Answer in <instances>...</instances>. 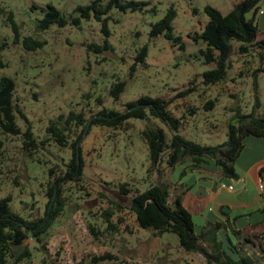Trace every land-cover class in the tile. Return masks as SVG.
<instances>
[{
  "label": "rangeland",
  "instance_id": "1",
  "mask_svg": "<svg viewBox=\"0 0 264 264\" xmlns=\"http://www.w3.org/2000/svg\"><path fill=\"white\" fill-rule=\"evenodd\" d=\"M146 1L142 9L112 7L107 12L112 48L93 50L87 44L102 43L106 37L101 31V21L93 16L81 18L78 25L60 26L53 22L46 29L36 26L48 3L64 14L75 15L78 14L75 6L90 0H0V76L14 78L15 100L26 116L17 114V122L22 130L29 125L38 140L34 156L40 162L27 155L22 143L24 135L0 130V197L10 195V206L24 217L44 214L47 186L62 174L71 154L72 140L81 132L80 124L64 121L70 110L83 112L88 118L104 106L123 110L128 100L143 94L158 95L170 100L169 108L175 115H184L181 134L213 145L227 139V123L235 122L239 113L264 114V53L261 57L260 48L241 52L237 49L239 42L233 40L225 78L208 84L202 72L214 64L206 63L199 54L205 43L191 37L208 19L204 5L227 12L238 0ZM169 6L176 12L173 30L181 36L183 47L162 34L150 35L151 23L162 17ZM259 9L263 13H256V20L260 21L258 38H264V0L259 2ZM27 35L40 44L24 43L23 37ZM143 44H147V55L143 62L137 63V49ZM134 62L137 64L131 67ZM118 79H125L126 84L114 100L109 88ZM209 98L214 99V105L207 109L204 104ZM51 120H60L68 127L65 146L46 138V125ZM148 122L163 126L169 135L166 127L151 117H130L116 127L93 124L82 133L81 178L62 183L64 205L41 240L34 237L27 240L31 254L20 257L15 250L7 264H42L45 254L67 264H217L202 252L184 250L174 232L157 234L139 226L128 207L132 190H143L150 184L165 185L170 200L179 195L192 204L197 203L199 192L211 197L216 187L225 182L211 161L191 165L190 158L185 157L181 163L169 166L164 152V158L153 164L141 134ZM260 164L257 160L250 167L256 170ZM184 168L185 174L179 178L178 173ZM235 168L239 173L248 172L237 161ZM200 176L211 178V188L202 186L206 180ZM122 182H128L132 189L129 193L119 191ZM205 189L209 191L205 193ZM256 194L252 183L244 187L236 185L233 190L222 188L218 199L238 197L231 203L238 208L237 213L233 210L224 222H235L234 214L247 212L248 203ZM208 210L198 203L196 211L203 214L191 210L195 222L202 223L209 216ZM211 211L218 213L215 206ZM235 223L240 230L236 238H249L245 251L264 264L261 235L264 221L258 226L251 223L238 226L237 220ZM205 244L212 252L210 242ZM106 254L111 257L98 259Z\"/></svg>",
  "mask_w": 264,
  "mask_h": 264
},
{
  "label": "trees",
  "instance_id": "2",
  "mask_svg": "<svg viewBox=\"0 0 264 264\" xmlns=\"http://www.w3.org/2000/svg\"><path fill=\"white\" fill-rule=\"evenodd\" d=\"M262 0H238L227 11L222 12L217 7L206 4L203 9L208 16L203 28L191 35L192 39L197 41L201 39L205 47L199 48V54L206 63H213L212 68L202 72L205 83H217L226 76L228 60L233 51V40L239 43L237 49L241 52H248L251 49L260 48L259 53L263 57L264 38H258L259 20H256L259 2ZM148 3L146 0H90L87 4H77L74 11L78 14H64L52 3L47 4L42 17L37 20L36 26L40 29H46L53 22L60 26L67 23L78 25L81 18L95 17L101 21V31L104 39L102 43L89 42L87 46L93 50L102 48H112L108 36L110 29L107 23V12L112 7L121 10L142 9L143 5ZM151 10L155 11L154 6ZM250 13V14H248ZM176 12L172 6H169L162 17L151 23L150 35L156 36L162 34L172 42L184 46L179 34L174 33L172 20ZM261 20V18H260ZM16 31L15 24L13 25ZM24 43H31L38 46L40 41L31 36L23 37ZM33 47L32 45H30ZM147 55V44H143L137 49L135 56L136 62H143ZM137 63H132V66ZM125 79H118L111 83L109 93L114 100L118 99L124 90ZM184 93V92H181ZM169 99L162 96H152L143 94L135 99L128 100L123 110L100 108L95 114L88 118L83 112L70 110L64 121L74 122L82 126L81 132L72 140L71 154L65 164L62 174L55 176L54 180L47 186L48 200L45 203L44 214L37 218H27L10 206V195L0 197V264H7L8 257L15 255L27 257L31 250L26 244L31 237L41 240L48 227L60 213L64 198L62 197V183L68 180L77 182L83 173L84 160L81 154L80 138L83 132H86L91 125L119 126L130 117L137 118H157L168 130L169 135L163 126L155 123L146 124L141 130V134L147 144L149 158L153 164L158 163L164 158L169 166L181 163L185 157H189L191 165H198L205 162H213L219 169L221 179L228 182L229 178H237L238 172L235 169V162L243 151L249 138L257 137L264 141V114H257L253 111L239 113L235 122L227 123V139L220 144L200 143L193 139L185 137L179 132L181 129V117L177 116L169 108ZM214 105V99H207L204 107L211 108ZM17 114L25 117V113L15 100V80L10 75L0 76V130L13 134L21 133L24 135L22 140L23 148L30 159L37 160L34 156V150L38 146V140L34 136L31 127L28 125L25 129L17 122ZM150 120V119H148ZM68 127L62 124L60 120H51L46 125L47 139H52L59 145L65 146L68 143V137L65 133ZM41 140V142H43ZM264 168H261V171ZM52 168H49V172ZM185 168L180 170L178 177L185 174ZM200 178H204L203 176ZM205 179V178H204ZM191 183L187 184L190 188ZM202 184H204L202 182ZM264 177L257 183L260 195H263ZM132 190L128 182H122L119 185V191L123 194ZM129 195L128 207L135 214V219L139 226L150 228L154 233L165 231L174 232L178 235L179 245L186 251L202 252L209 261L213 260L217 264H259L257 257L245 251V245L249 242L248 236L243 240L236 238L239 233L238 226L243 223H251V226H258L264 221V203L261 206L249 209L247 212L234 214L235 222L225 223L229 219V207L221 205L218 213L208 210L209 216L204 218L202 223H196L191 210L196 211L198 204L189 203L181 196H176L173 200L169 199V191L163 184H150L143 190L135 188ZM202 197L198 196L197 199ZM200 214H203L201 211ZM231 217V216H230ZM228 222V221H227ZM226 226V227H225ZM90 229L95 232L94 226L89 224ZM230 229V230H229ZM261 233V232H258ZM264 239V233L261 234ZM210 242L213 251H208L205 242ZM264 241V240H263ZM111 257L109 254L98 256V259ZM42 264H67L60 262L57 258H51L44 255Z\"/></svg>",
  "mask_w": 264,
  "mask_h": 264
},
{
  "label": "crops",
  "instance_id": "3",
  "mask_svg": "<svg viewBox=\"0 0 264 264\" xmlns=\"http://www.w3.org/2000/svg\"><path fill=\"white\" fill-rule=\"evenodd\" d=\"M257 160H259V162L261 164L259 165V167L256 170H254L252 167H250V165L253 164L254 162H256ZM237 162H239L242 166H244L245 170H247L248 172H246V171L244 173L238 172V177L237 178H229L227 183L231 182L234 184V186L237 185L240 187H244V186H247L248 184L252 183V185L256 187L257 194L255 196V199L248 203L249 206L247 209L249 210V209L255 208L257 206H261L264 203V190H263V195L258 194L259 191L257 188V183L260 181L262 176L264 177V170L261 171V168H264V141L260 138H257V137L249 138L247 141V144L245 145V147L243 149V151L240 153V156H239ZM200 177H202V176H200ZM203 177L205 178L206 181H203L204 184H202V186H204V188H207V189L211 188V186H210L211 185V178L209 176H203ZM222 188H226V187H222L221 185H218L215 189L216 193L211 197H208L206 195L202 196V194L200 196L198 194V196H200L202 198L197 199V204L199 203L203 208H209V210H211L213 208V206H215L218 210V208L221 205H226L230 208L229 214H231V212L233 210H235L234 213H237L236 209H238V208L231 206V203H233V201H236V199L238 197L234 198V199L225 198V197L221 198V199L217 198V195ZM207 189H205V193L207 191H209ZM227 190H233V189H227ZM211 199H213V201H212L213 203L210 207H208V202H210ZM259 202H261V203H259Z\"/></svg>",
  "mask_w": 264,
  "mask_h": 264
},
{
  "label": "built area",
  "instance_id": "4",
  "mask_svg": "<svg viewBox=\"0 0 264 264\" xmlns=\"http://www.w3.org/2000/svg\"><path fill=\"white\" fill-rule=\"evenodd\" d=\"M221 186L226 187L227 189H233L234 184L233 183H225V182H221ZM262 184H259V188L263 189Z\"/></svg>",
  "mask_w": 264,
  "mask_h": 264
},
{
  "label": "water",
  "instance_id": "5",
  "mask_svg": "<svg viewBox=\"0 0 264 264\" xmlns=\"http://www.w3.org/2000/svg\"><path fill=\"white\" fill-rule=\"evenodd\" d=\"M202 193L199 192V195H201Z\"/></svg>",
  "mask_w": 264,
  "mask_h": 264
}]
</instances>
